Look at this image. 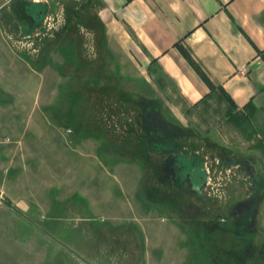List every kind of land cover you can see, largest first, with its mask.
<instances>
[{"label":"rangeland","instance_id":"rangeland-1","mask_svg":"<svg viewBox=\"0 0 264 264\" xmlns=\"http://www.w3.org/2000/svg\"><path fill=\"white\" fill-rule=\"evenodd\" d=\"M3 1L0 0V25L4 29V36L0 35V90L3 89V94L0 92V264H110L114 258H116L115 264L131 263L132 259H125L127 255L125 247L130 242L117 241L116 238L119 236L113 238L108 228L104 231L102 228L101 232L97 233L95 241L93 238L89 239L92 242H89L87 252L92 256L99 254L98 248L104 243L103 246L105 245L108 252L100 254L99 257L86 258L78 255L74 250L77 249V244L73 242L74 247H68L65 242L71 243L73 235L80 233L81 230L76 226L77 220L73 218L76 211H66L61 225L62 221L58 217L55 219L47 217L40 207H35L26 214L14 210L15 205L10 196L20 195L23 188H27L26 194L29 189L28 195L31 196V187L38 190V185H48L49 173L58 172L60 162L66 157L61 145L64 142L69 145V156L75 159L79 154V151H76L78 148H83L84 152L89 154L87 156L96 150L93 162L83 163L84 157L79 156L78 159L81 161H76L73 171V177L79 175L78 180L81 181L83 176L87 178L88 172L95 174L96 190L101 203L100 208L94 211L96 223L109 222L112 214L125 206L123 205L125 201L130 205H136L135 200L139 198L138 200L143 203L153 202L160 204L162 208L167 207L166 212L156 213L150 210L149 214L155 216L157 224L168 223L170 219L167 212H169L170 215L182 220L185 219V215L195 219L201 217L200 220L208 224H215L223 219L226 225H234L237 221L241 223V219L245 217V223L251 222V226H254L255 213L249 218V212L244 210L245 207L240 208L241 206L237 205L249 202L250 195L246 191L254 184L253 181L252 183L247 181L246 175L252 172L253 166L258 163L241 161L244 165L230 167L233 170L230 172L226 166L223 167L221 161L225 151L220 143L243 141L245 137L242 130L239 131L235 126L236 123L233 128H226L220 118L205 113V108L182 107L180 110L183 111L180 115L174 114L164 100L166 94H160L162 97L158 96L160 89L157 86L161 83L153 82L152 86L151 82L145 83L138 79L136 82L132 81V85H127L124 83L125 79L110 73L108 67L103 64L107 57L104 58L102 50L98 49L99 45L96 44L98 41L100 44L102 22L98 21L96 12L88 8L95 5L94 0L85 2L74 0V5L66 12L65 20L59 13L60 7H57L54 16L47 18L46 21L43 18L45 17L43 10L40 14L41 18L35 13V17H39L36 18L37 20L33 18V23L37 25L35 28L29 25L31 19L28 15L33 13L30 10L31 0L19 2L20 5L13 3L14 0L6 3H2ZM13 4L17 6L15 9ZM66 20L70 21L74 31L67 37L64 28L68 23ZM78 22H84L88 31L79 34ZM63 37L70 41L68 43L73 45L74 49L57 48ZM82 39L85 43L83 47ZM51 45L55 46L39 52L40 49ZM76 46L79 48L77 49ZM13 47L17 52L28 53V56L43 53L37 55V62L30 64L32 68L35 65L32 70H39V66L42 65L44 71L34 73L30 70L27 60L20 61L15 57ZM33 48L37 49L33 50ZM77 54L82 59L78 62L73 60ZM63 57L71 58L61 63L59 59ZM54 61L56 64L50 65V62ZM47 74H50L49 78ZM127 88L140 91L149 97L138 95L131 98ZM169 93L174 98L173 101L179 100L171 90ZM147 110L155 111L159 118L164 120L165 125L180 128L170 134L168 140L182 143L200 157H203L202 154L207 156L201 159L208 170L203 174L202 181L206 177L208 179L201 192L194 193L180 189L178 185L172 184L167 179L159 178L161 174L154 172L155 176H152L143 168L145 166L142 161L149 165L151 163V160L146 161L147 158L148 161L151 159L148 155L159 156V159L162 156L160 153L156 154L154 151L158 148L152 146L163 135V131L157 130L152 124L149 128L146 124L150 122L149 117L145 121L142 120L140 113H147ZM52 124H58L63 129L55 128ZM246 131L248 141H251L254 133L252 127ZM52 141L60 144L51 145ZM145 144L151 148L147 149ZM133 152L143 160L135 157ZM98 153L102 162L96 159ZM126 159L135 165L129 169L126 180H121L126 186L122 190L121 182L119 183L120 176H115L116 181L111 174H106L103 165L109 166L107 167L109 169L114 168L115 171L119 169V164L124 165L127 162ZM222 159L224 161L226 157ZM186 163L188 164V160ZM151 164L155 166L156 163ZM250 165H253L252 168ZM78 180L74 179L72 185L77 187ZM139 181H141L140 185L137 184ZM256 186L258 188L264 186L263 177L258 179ZM133 190L135 193H132ZM256 191H259L258 196L264 198L262 189ZM174 201L181 202L182 207L186 206L187 213L174 212L172 206ZM110 202L113 203L109 210L106 206ZM2 203L9 205L11 209L5 208L6 210L3 211ZM149 203L146 204L151 207ZM13 211L19 214L12 215ZM134 211L132 214L128 212L132 218V221H127L128 225L135 226L137 218L142 220L146 218V213L141 209ZM192 211L198 216L192 215ZM259 224L264 228L263 216H259ZM135 227L140 229L141 226ZM133 233L138 232L135 230ZM218 236L214 239V246L217 247L218 243H228V252L231 256L224 258V262L235 264L233 262L235 259L231 257L237 251H241L243 243H232V237H228L229 241L226 242V237H221L222 239L219 240ZM188 237L191 240L189 239L185 244L187 251H192V256L196 257L198 243L196 239L189 235ZM133 244L135 243L132 242ZM250 252L254 255L257 251L255 249ZM196 260L198 261L194 264H198L199 259ZM246 260L244 264H254L252 258Z\"/></svg>","mask_w":264,"mask_h":264},{"label":"crops","instance_id":"crops-1","mask_svg":"<svg viewBox=\"0 0 264 264\" xmlns=\"http://www.w3.org/2000/svg\"><path fill=\"white\" fill-rule=\"evenodd\" d=\"M7 1L9 0H4L2 3ZM22 1L26 2L25 0L12 2L19 3ZM73 1L31 0L30 10L33 13H29V18L31 20L39 18L43 10L45 12L43 18L46 21L47 18L54 16L55 9L60 7L59 13L65 20L68 8L74 5ZM76 1L85 2L87 0ZM94 1L95 5L88 8L94 10L98 16V21L102 22L100 44L99 41L96 44L98 43V49L102 50L104 58L107 57L103 64L108 67L109 72L125 79L124 83L127 85H132V81L136 82L138 79L145 83L151 82L152 86L153 82L155 84L161 83L157 86L160 89H158V93L160 92L158 96L162 97L160 94H168L165 95L166 99L164 100L167 106L172 108L174 114L180 115L183 111L180 110L182 107L185 109L205 108V113L220 118L222 125H226V128H233L234 123H236L235 126L239 131L242 130L245 137H243V141H234L236 145L233 141L220 143L225 151L221 157L223 167L226 166V169L231 172L233 170L230 167L244 165V161L257 162L258 164L253 166L252 172L247 169L250 173L246 175V178H264V173L262 174L264 172V0ZM16 7L13 4V8ZM35 13H38L39 17H35ZM69 22L64 27L67 31L66 37L69 33L74 32ZM78 26L80 28L79 34L88 31L84 22H78ZM0 35L4 36V29L1 25ZM66 37L61 39L57 48L74 49ZM83 41L82 39V47L85 45ZM54 46L42 48L39 52L43 49H52ZM13 49L15 57L20 61H28L27 65H29L30 70L35 68V65L32 68L30 63L37 62V55L43 54L37 53L28 56L26 52H17L14 47ZM36 49L33 48V50ZM100 57L102 58V56ZM70 58L66 57L65 59L63 57L59 60L64 63ZM73 60L78 62L82 59L77 54ZM51 64H56V61L50 62ZM39 67V70L32 71L34 73L44 71L42 65ZM49 75L47 74L48 78ZM127 89L129 92L127 94L131 98L138 95L149 97L140 91ZM2 90L0 92L3 94ZM170 90L179 99L178 101H173L174 98L170 95ZM151 113L154 114L155 111L147 110L146 114L150 115ZM149 120L147 126L150 128L153 121ZM161 121L164 122L163 119ZM57 125L52 124L55 128L63 129ZM250 127L254 133L251 141H248L246 130ZM52 143L54 145L60 144L55 141H52L51 145ZM61 145L67 159L65 160L66 157L64 156L58 172L49 173L47 177L49 184L38 185V190L31 187V196L28 195L29 189L26 194L27 188H23L19 193L20 195L14 196L13 194L9 198L16 206H14V210L16 209L19 213L26 214L35 207H40L47 217L51 219L58 217L62 221L61 225H63L66 211H76L73 218L77 220L76 226L81 229L79 230L80 233L73 235L71 243L70 241L67 243L63 239L62 241L71 248L74 247L72 242L76 243L77 249L74 250L77 251L78 255L93 258L101 256L102 253H107L105 245L103 246L104 243L99 246L100 251L96 256L89 254L87 247L90 246L89 242H92L89 240L90 238L96 239L97 233L101 232L102 228L103 231L108 228L113 238L119 236L116 238L117 241L130 242L125 247L127 253L125 259H132V261L124 264H194L198 261L196 259H199L198 264H225L224 258L231 256L228 252L229 245L228 243H218L215 247L214 239L218 235L219 240L222 239L221 237H232V243H243L241 251L234 249L237 253L231 258L235 259L233 261L235 264H244L243 262L247 261L246 258H252L254 264H264V228L259 224V216H263L264 222V198L258 196L259 191H256L262 189L260 192L264 194V186L260 188L256 186L257 184L252 188L249 186L246 193L250 195V200L248 203L240 205V208L245 207L244 210H252L249 218L255 213L256 223L254 226H251V222L245 223V217L241 219V223L237 221L234 225H226L222 221L223 219L215 222V224H208L200 220L201 217L195 219L190 215H185V219L182 220L170 215L169 212H167L170 219L168 223L157 224L155 223V216L149 214L150 210L156 213L159 211L166 212L167 207L163 206L164 208H162L158 203L144 202L152 205L150 207L148 204L144 205L142 201L138 200L139 198L135 200L136 205H130L126 201L125 204L120 203L125 206L112 214L109 222L96 223L94 211L100 208L101 203L96 190L95 174L88 172L87 178L82 177L83 181L78 180L79 175L73 177L74 164L76 161H81L78 157H84L83 163L93 162L96 150L90 157L87 156L89 154H86L83 148H78L76 151H79V154L75 159L69 156V145L66 142ZM146 147L147 149L148 147L151 148L150 146ZM154 152L158 155L161 154L160 150ZM133 154L141 161L143 160L136 153L133 152ZM148 156L151 159L148 161L147 158L146 161L150 162L151 160V163L156 164L152 166L151 163L149 165L142 161L145 166L143 168L147 169L148 174L152 176H155L154 172L161 174L162 159H159V156ZM225 157L224 162L222 158ZM96 159L98 162H102L99 153ZM126 160L127 162L124 165L119 164V169L115 171L114 168L109 169L107 168L109 166L103 165L106 174H111L114 179H116L115 176H120L119 183L122 179L125 181L129 169L135 165L129 159ZM136 165L138 166V164ZM123 166L125 167L123 168ZM142 178L143 176L140 177V180ZM74 179L79 182L76 184L77 187L72 185ZM122 184L121 182L123 190L126 186ZM137 184L140 185L141 181ZM132 193H135L134 190ZM252 196H257L258 199L251 202ZM111 203L113 202L108 203L107 209L111 208ZM2 205L3 211L11 209L9 205L4 203ZM172 206L176 213H187L188 208L182 207L181 202L174 201ZM138 209L146 213V218L143 220L137 218L141 222L137 221L135 226L140 225V229L133 226L134 224L128 225L127 222L132 219L128 212L132 214L135 212L134 210ZM18 212L13 211L12 215H18ZM190 212L188 213L190 214ZM195 213L191 214L198 216ZM51 219L48 220L51 221ZM135 230L138 233H133ZM187 233L198 243L196 257L192 256V251H187L188 248L185 244L189 239L191 240ZM226 238V242L229 241V238ZM131 241L135 244L132 245ZM255 249L257 252L253 255L250 251ZM115 259L114 261H116ZM114 261L112 259L110 264H115ZM94 263L96 262L94 261Z\"/></svg>","mask_w":264,"mask_h":264},{"label":"flooded vegetation","instance_id":"flooded-vegetation-1","mask_svg":"<svg viewBox=\"0 0 264 264\" xmlns=\"http://www.w3.org/2000/svg\"><path fill=\"white\" fill-rule=\"evenodd\" d=\"M29 18V15H28ZM33 20L29 22L30 25H32ZM37 26L35 23H33V26L35 28ZM150 119L153 121V125L160 130H162L164 133H166L167 136H170L169 134L175 133V131L178 128L177 126H166L165 123H163L161 118L158 117L157 113L150 114ZM158 117V118H157ZM163 141V140H158ZM168 141V140H167ZM165 152V151H164ZM162 155V167L160 169L161 175L163 179H167V181L171 182L174 185H178V187L181 189L189 190L190 192L199 193L202 191L203 185L207 182V177L203 179V174H206L208 172L205 163L202 162V158L196 155V157H189L191 159L189 162L190 164L186 166L187 163H183L185 161L182 159V162L179 161V157L177 153H175V150L172 149L171 153L166 155ZM253 165H250V168H252ZM247 181L249 183H252L255 186V183H258V178H247ZM253 185L251 186V188ZM251 202H254V199H258L257 196L251 197ZM245 202L238 203V205L244 204ZM246 211L249 212V214L252 212L250 209H246ZM244 213V212H243Z\"/></svg>","mask_w":264,"mask_h":264},{"label":"trees","instance_id":"trees-1","mask_svg":"<svg viewBox=\"0 0 264 264\" xmlns=\"http://www.w3.org/2000/svg\"><path fill=\"white\" fill-rule=\"evenodd\" d=\"M140 114L142 116L143 121H145V119L150 116L149 114H146V113L144 114L142 112ZM146 124H148V123H146ZM169 126H171V125H169ZM172 126H174V125H172ZM156 129L159 130L158 127ZM167 137L168 136L166 135V133L163 132V135L160 136V138H159V140H163V141H159V142H156L154 144V146H156L158 148V150L161 151V154L165 155L164 153H166V155H168L169 153H171V150L174 149L175 153H177L178 156L181 157V158H179L180 162H182V159L185 160V161H183V163H186V161L188 160V164H186V166H188L190 164L189 161L191 160L188 158V156L189 157H196V155L199 156L198 153H192L191 148L185 147L182 143L175 142L174 140H168Z\"/></svg>","mask_w":264,"mask_h":264}]
</instances>
